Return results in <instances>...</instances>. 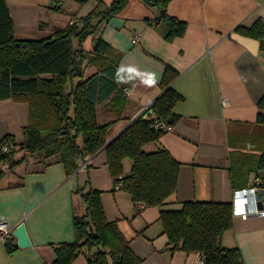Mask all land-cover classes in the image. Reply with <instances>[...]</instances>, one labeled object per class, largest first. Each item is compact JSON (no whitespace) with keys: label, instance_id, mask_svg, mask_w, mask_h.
<instances>
[{"label":"crops","instance_id":"1","mask_svg":"<svg viewBox=\"0 0 264 264\" xmlns=\"http://www.w3.org/2000/svg\"><path fill=\"white\" fill-rule=\"evenodd\" d=\"M112 1L5 0L19 40L47 39L101 4L108 10ZM166 10L187 23L185 34L171 41L162 25H152L160 11L145 0H128L101 23L97 37L120 56L122 87L130 95H125V104L110 99L97 104L96 117L100 125L113 122L109 143L131 121L151 114L150 106L162 94L166 66L177 71L171 85L183 98L173 108L177 120L171 123L172 131L143 148L146 153L166 149L182 164L176 191L164 206L146 207L114 189L104 149L86 158V170L71 176L57 155L37 153L32 162L15 165L0 180V220L14 229L25 224L31 240L30 247H18L13 254L0 241V264H53L52 245L75 241L74 216L86 212L78 190L89 188L102 192L107 220L117 223L142 264H194L197 253L171 252L158 220L160 211L179 209L193 200L233 203L235 190L253 185L264 151V126L257 122V103L264 95V51L258 40L236 29L264 20V0H172ZM135 34H140L138 45L132 44ZM94 39L88 37L82 48L92 51ZM95 72L86 69L87 76ZM28 121L27 103L0 100V140L13 136L15 161L23 158ZM77 142L81 145V138ZM131 167V160L125 159L123 176ZM221 243L227 249L238 248L244 264H264V218L233 216V228ZM96 251L84 249L72 264H89Z\"/></svg>","mask_w":264,"mask_h":264},{"label":"trees","instance_id":"2","mask_svg":"<svg viewBox=\"0 0 264 264\" xmlns=\"http://www.w3.org/2000/svg\"><path fill=\"white\" fill-rule=\"evenodd\" d=\"M171 1L154 0L152 5L159 11L166 10ZM127 2L113 0L107 12L97 15L94 10L47 39L19 40L14 36L8 6L5 0H0V100L28 104L29 121L23 128L25 141L21 150L34 155L40 152L46 156L57 155L67 176H71L82 160L104 149L114 189L121 185L133 203L162 207L177 189L182 164L166 149L146 153L143 148L166 134L154 128L156 121L172 118L174 124L177 120L173 108L183 98L171 85L178 72L166 66L160 83L162 94L152 104L151 114L131 121L109 143L107 133L113 122L100 125L96 117V105L105 100L116 103L120 100L125 104L124 88L121 86L116 92L123 80L118 68L120 56L97 34L101 23L119 13ZM152 25H162L168 41L183 36L187 29L186 22L167 12ZM236 31L258 40L264 51L263 19L251 27L239 26ZM90 36L96 44L87 52L82 43ZM73 39L78 40V48H74ZM88 68H95L96 72L87 76ZM257 107V122L264 126V95ZM78 138L82 140L81 145ZM6 141L17 144L12 135L0 140V165L8 163L11 169L26 158L15 161L14 154L2 153ZM125 159L131 160L132 167L123 176ZM258 160L255 175L263 183L264 151ZM3 175L0 171V180ZM78 193L86 212L83 216H74V242L52 245L53 264H72L84 249H97L89 257V264H142L143 260L132 250L117 223L107 220L102 192L89 188ZM158 220L171 252L198 253L205 264H244L238 248L227 249L221 243L224 234L233 228L232 202L188 201L179 209H162ZM5 246L9 254L19 249L12 236L5 241Z\"/></svg>","mask_w":264,"mask_h":264},{"label":"built area","instance_id":"3","mask_svg":"<svg viewBox=\"0 0 264 264\" xmlns=\"http://www.w3.org/2000/svg\"><path fill=\"white\" fill-rule=\"evenodd\" d=\"M140 42V34H135L132 37V44L138 45ZM123 92L126 96H129V90L123 89ZM152 106V105H151ZM150 106V108H151ZM154 128L158 130H162L165 133L172 131V124L168 121H156L154 123ZM23 153V157L26 158L27 161L32 162L34 160V154H30L26 150H21ZM16 146L12 141H6L4 146L2 147V153L5 154H15ZM87 159L85 158L79 163L78 171L86 170L88 165ZM10 170L8 163H2L0 165V171L6 173ZM262 182L259 179H255L252 186L249 188L238 189L234 191L233 194V216L239 215L243 219H247L248 217H259L264 218V209H259L257 202L258 196L257 192L261 188ZM116 190L121 189V185H117L115 187ZM13 229L8 225L5 220H0V241L5 242L9 237L13 235ZM194 264H205L204 258L200 254H196V260Z\"/></svg>","mask_w":264,"mask_h":264},{"label":"water","instance_id":"4","mask_svg":"<svg viewBox=\"0 0 264 264\" xmlns=\"http://www.w3.org/2000/svg\"><path fill=\"white\" fill-rule=\"evenodd\" d=\"M145 2L147 4H152L154 2V0H145ZM107 11L108 10H107L106 6L104 4H101L99 6V9L96 11V14L99 15L102 12H107ZM159 13H160L161 17H164L166 14V10L162 9V10H160ZM167 24H169V22H167ZM94 43L96 44V41ZM168 122L172 123L173 119L170 118ZM257 196H258V202H257L258 208L264 209V182L261 184V188L258 190ZM13 237H15L17 239L18 247L27 248V247L31 246V240H30V237H29L28 232L26 230L25 224L21 223L14 229Z\"/></svg>","mask_w":264,"mask_h":264},{"label":"rangeland","instance_id":"5","mask_svg":"<svg viewBox=\"0 0 264 264\" xmlns=\"http://www.w3.org/2000/svg\"><path fill=\"white\" fill-rule=\"evenodd\" d=\"M99 9V8H98ZM97 9V10H98ZM96 10V11H97ZM35 37H37V36H35ZM39 37V36H38ZM32 40H40V38H34V39H32ZM73 46H74V48H78V42L76 41V39H73ZM49 76V75H48ZM122 84H123V80H122V82L120 83V86H119V89L116 91V92H118L119 90H121V86H122ZM117 94V93H116ZM22 156H23V153H22Z\"/></svg>","mask_w":264,"mask_h":264}]
</instances>
